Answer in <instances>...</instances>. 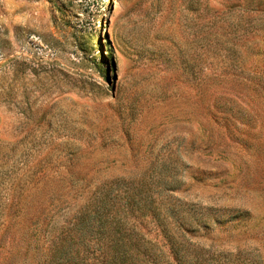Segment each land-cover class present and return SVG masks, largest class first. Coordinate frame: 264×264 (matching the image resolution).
<instances>
[{
    "label": "rangeland",
    "instance_id": "374dc122",
    "mask_svg": "<svg viewBox=\"0 0 264 264\" xmlns=\"http://www.w3.org/2000/svg\"><path fill=\"white\" fill-rule=\"evenodd\" d=\"M127 186L214 263L264 264V0H0V264Z\"/></svg>",
    "mask_w": 264,
    "mask_h": 264
},
{
    "label": "trees",
    "instance_id": "16d2710c",
    "mask_svg": "<svg viewBox=\"0 0 264 264\" xmlns=\"http://www.w3.org/2000/svg\"><path fill=\"white\" fill-rule=\"evenodd\" d=\"M47 2L62 16L72 6V0ZM146 193L133 186L116 191L97 188L54 237L44 264H216L213 252L191 241L190 232L199 226L194 219L170 208L162 213ZM134 212L140 216L148 212L163 245L135 231Z\"/></svg>",
    "mask_w": 264,
    "mask_h": 264
}]
</instances>
